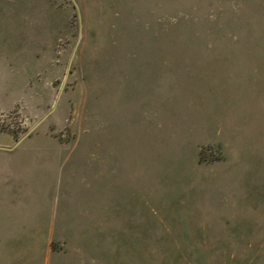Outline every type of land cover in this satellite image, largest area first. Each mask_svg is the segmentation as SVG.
<instances>
[{"label":"rangeland","instance_id":"rangeland-1","mask_svg":"<svg viewBox=\"0 0 264 264\" xmlns=\"http://www.w3.org/2000/svg\"><path fill=\"white\" fill-rule=\"evenodd\" d=\"M0 146L6 264H264V0H0Z\"/></svg>","mask_w":264,"mask_h":264},{"label":"crops","instance_id":"crops-1","mask_svg":"<svg viewBox=\"0 0 264 264\" xmlns=\"http://www.w3.org/2000/svg\"><path fill=\"white\" fill-rule=\"evenodd\" d=\"M2 148V146H0ZM19 213V212H18ZM6 230V229H4ZM58 237H59V233L58 231L53 234V230L51 231V234L46 242V249H47V254L50 256V255H53V254H61L59 252L58 249L54 248V243H56V241H58ZM10 245L11 247V243L10 242H7V243H3L1 241V238H0V251L1 250H4V251H9V248L8 247ZM16 248L14 247L13 248V251L15 250ZM19 260V259H18ZM7 260H5L3 257H0V264H6ZM9 264V263H8Z\"/></svg>","mask_w":264,"mask_h":264}]
</instances>
